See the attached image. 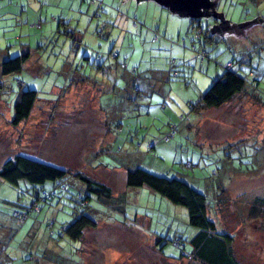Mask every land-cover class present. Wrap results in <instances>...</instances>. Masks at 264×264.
I'll return each instance as SVG.
<instances>
[{
	"label": "rangeland",
	"instance_id": "374dc122",
	"mask_svg": "<svg viewBox=\"0 0 264 264\" xmlns=\"http://www.w3.org/2000/svg\"><path fill=\"white\" fill-rule=\"evenodd\" d=\"M171 1L29 0L38 6L27 18L41 19L28 22L11 3L24 24L0 29V62L19 54L20 40H30L35 53L22 73L0 74V166L23 154L102 182L113 198H91L97 226L73 241L57 236L81 212L78 182L21 225L13 212L53 186L0 178V264H200L172 243L191 250L198 229L186 209L146 186L127 188L126 171L137 167L185 181L212 207L223 191L209 218L233 236L239 264H264V220L248 215L253 199L264 197V0H207L196 22L200 39ZM2 30L25 33L9 40L12 31ZM75 58L95 88L72 84ZM228 62L246 78V96L193 111ZM27 90L37 92L30 116L11 126L12 105ZM183 115L187 122L179 121ZM170 125L178 128L165 142Z\"/></svg>",
	"mask_w": 264,
	"mask_h": 264
},
{
	"label": "trees",
	"instance_id": "16d2710c",
	"mask_svg": "<svg viewBox=\"0 0 264 264\" xmlns=\"http://www.w3.org/2000/svg\"><path fill=\"white\" fill-rule=\"evenodd\" d=\"M2 1L4 0H0V29H4L9 26L12 27L15 23L19 24V26H22L24 24L21 19L23 15L26 22H28V19L31 21L36 20V18H39V20L41 19L40 15H37L36 17L33 15L31 18H27V11L32 10L30 7L32 5L37 7L38 4H32L29 2V0H9L8 2H11L17 7V11L19 12V14H17L18 17L21 16V18H16L17 15L15 14L14 6H11L10 3L8 7H4L6 2L4 5H2ZM83 1H87L89 4L98 2V0ZM6 5H8V3ZM18 6H20V8H18ZM98 8L100 9V7ZM211 15H213V13H208V15L205 17H210ZM202 17L203 16L191 17L192 22L190 23V29L194 31L195 39H200L201 34L204 32V30L200 28V24L196 23L197 19ZM61 20L63 21H59V25L63 24L67 19ZM37 26L38 24H32V27ZM2 31H12L13 35L12 37H8L9 40L10 38L15 37V33H21L22 31V35L25 33L24 30ZM64 34L68 37H71L74 33L65 31ZM8 38H6V42ZM15 41L16 42H11L10 46L15 45L17 40L15 39ZM18 42L20 43H17L16 45H18L19 54L13 58L8 57L0 62L1 75L7 76L11 74H20L23 72L26 62H28L30 59H33L32 53H35V47L31 46L30 40H27V42L20 40ZM80 50L81 47H77L76 56H79ZM6 54H8V51ZM85 58L86 57L83 53L81 59L85 60ZM75 61L76 62L73 64L76 65L69 75L70 81L73 82L72 84L85 83L86 85L89 84V86L95 88L96 86L91 85L92 82H90V79L83 71L84 64H81V60H78L77 58H75ZM232 68L233 64L231 62L225 64L222 75H220V77H218L212 83L211 87L201 96L200 101L197 102L196 105L190 106L192 107L193 111L200 113L211 108L222 109V107L225 104L230 103L236 95L246 94L244 91L247 85L246 78ZM89 89L91 90L90 87ZM114 89L115 88L113 87H109L108 90L112 91ZM108 96L109 94L106 95V98L104 99L105 101H108ZM36 100V91H20L12 105V117L9 121L10 125L18 126L20 123L25 121L30 116L31 110L33 109ZM188 120L189 118L187 116L183 115L179 117L180 122H187ZM190 127L192 126L190 125ZM177 128V125H170L168 131L163 137V140L165 142L170 141V139L175 136ZM196 135H198V133H196ZM213 175H215L214 172ZM0 178L5 182L15 186L18 185L19 181H25L34 186H44L47 182H50L53 186L49 191L41 189L36 193L34 201L31 202L30 205L13 212V216L21 223V225L32 215H37L41 212V203L51 201L53 198L67 192L71 182H78V193L75 197L78 202V208L80 209L79 211L81 212L70 222L62 225L60 233L57 236L58 238L67 237L73 241L82 240L84 232L87 228L94 229L97 226V223L94 221L88 210L91 198H95L101 203L106 201L108 202L113 198V192L111 188L102 182L96 181L90 177H86L81 172L73 173L69 169L66 170L48 165L46 163L31 159L23 154L15 155L11 159L6 160L0 166ZM125 184L127 188L146 186L171 203L182 206L186 209L189 225L197 228L198 231L188 241L191 245V250L189 253H185V246L182 243V240L172 241V243L182 251L181 257H185L186 254H188L200 264H239L235 260L232 253L233 236L229 233H219L216 229L215 223L208 216V211H210L209 208H211L213 211L217 210L216 206H219V203H221L223 200V191L217 195V201H215V204L212 207V205H208L207 198L203 193H200L185 181L174 177L168 178L153 174L140 167L126 171ZM16 214H20L22 217L18 218ZM248 215L250 218L252 217L255 219L259 218V220H264V197L256 196V198L253 199L248 210ZM51 236H55V233Z\"/></svg>",
	"mask_w": 264,
	"mask_h": 264
},
{
	"label": "water",
	"instance_id": "95a60500",
	"mask_svg": "<svg viewBox=\"0 0 264 264\" xmlns=\"http://www.w3.org/2000/svg\"><path fill=\"white\" fill-rule=\"evenodd\" d=\"M207 0H172L170 5L180 11V14L187 17H201L203 12L202 7L206 4L209 6ZM208 15V13H207Z\"/></svg>",
	"mask_w": 264,
	"mask_h": 264
},
{
	"label": "built area",
	"instance_id": "2783aa9c",
	"mask_svg": "<svg viewBox=\"0 0 264 264\" xmlns=\"http://www.w3.org/2000/svg\"><path fill=\"white\" fill-rule=\"evenodd\" d=\"M16 216H17L18 218H21V217H22L20 214H16Z\"/></svg>",
	"mask_w": 264,
	"mask_h": 264
},
{
	"label": "crops",
	"instance_id": "0c3cea01",
	"mask_svg": "<svg viewBox=\"0 0 264 264\" xmlns=\"http://www.w3.org/2000/svg\"><path fill=\"white\" fill-rule=\"evenodd\" d=\"M32 6L34 7V5H32ZM22 32H23V31H22ZM22 32H21V33H22ZM92 229H93V228H92Z\"/></svg>",
	"mask_w": 264,
	"mask_h": 264
}]
</instances>
